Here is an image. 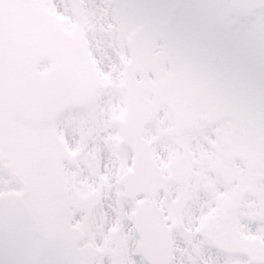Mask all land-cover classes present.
<instances>
[{
	"label": "rangeland",
	"instance_id": "rangeland-1",
	"mask_svg": "<svg viewBox=\"0 0 264 264\" xmlns=\"http://www.w3.org/2000/svg\"><path fill=\"white\" fill-rule=\"evenodd\" d=\"M251 1L80 0L75 15L71 0H0V154L31 183L25 163L29 169L35 145L58 155L70 193L55 202L43 190L37 212L43 225L63 222L79 231L61 226L39 232L35 225L30 231L18 201L9 202L14 209L8 212L0 203V213L19 223L13 231L20 234L11 250L0 252V264H20L25 255L34 262L46 256L45 264H70L68 256L74 264H147L133 212L151 197L127 198L119 183L132 159L119 132L121 75L130 53L133 86H143L149 97L164 96L144 136L164 175H171L167 195H155L176 224L170 264H264V143L230 119L206 124L199 118L191 125L190 110L179 100L180 87L197 80L200 61L214 54L259 98L256 111L264 114V19ZM207 3L219 7H201ZM49 46L54 55H46ZM53 67L70 74L74 87L43 122L22 107L18 83ZM203 191L209 195L202 201ZM108 215L111 228L105 227Z\"/></svg>",
	"mask_w": 264,
	"mask_h": 264
},
{
	"label": "water",
	"instance_id": "water-1",
	"mask_svg": "<svg viewBox=\"0 0 264 264\" xmlns=\"http://www.w3.org/2000/svg\"><path fill=\"white\" fill-rule=\"evenodd\" d=\"M214 84L205 85L200 87L196 91L195 100L200 106L204 105L211 113L219 109L216 103H211L212 95H222L228 102L227 111L236 117H244L249 122L253 129V132L262 135L264 129V122L254 115L250 114L251 109V98L246 95L239 93L235 88L232 90H225L221 88H213ZM69 89L68 80L60 73L48 72L41 75L32 76L29 79L22 82L20 85V92L23 98L25 107L34 115L45 118L49 115L52 107L58 99H60ZM206 95V96H205ZM221 104L226 103L224 100L217 99ZM130 112L127 116L131 133L127 134V137L131 139L133 147L136 149V160L139 163L135 170V173L130 176H126L125 181L129 182V188L127 191L134 194L140 190H148L149 186L145 185L152 178L154 161L151 158L148 144H145L138 138V133L134 134L133 129L135 128V121L131 116ZM222 111H219L220 113ZM52 166V165H51ZM54 167V166H52ZM54 171V170H52ZM157 187V185L155 186ZM50 189V186H48ZM143 224V223H142ZM168 260V248L166 252ZM165 262V263H166Z\"/></svg>",
	"mask_w": 264,
	"mask_h": 264
},
{
	"label": "flooded vegetation",
	"instance_id": "flooded-vegetation-1",
	"mask_svg": "<svg viewBox=\"0 0 264 264\" xmlns=\"http://www.w3.org/2000/svg\"><path fill=\"white\" fill-rule=\"evenodd\" d=\"M220 66H223V63L222 62L220 63ZM205 71H206V74L200 76L201 78H204L207 75L213 76L215 73H218L219 72L218 66L215 63L211 64L210 68L206 69ZM225 77H226V79L230 80L228 73H226ZM236 83L238 85H241L242 84L241 81H237Z\"/></svg>",
	"mask_w": 264,
	"mask_h": 264
},
{
	"label": "bare ground",
	"instance_id": "bare-ground-1",
	"mask_svg": "<svg viewBox=\"0 0 264 264\" xmlns=\"http://www.w3.org/2000/svg\"><path fill=\"white\" fill-rule=\"evenodd\" d=\"M262 131L264 132V129H262ZM108 165H109V162H106V167H108ZM201 195H202V201H203V199H205L209 194L208 193H205V191H203L201 193ZM110 203H111V200H110ZM107 210H108V208H107ZM113 226H114L113 219L108 215L107 216V219H106L105 227L106 228H111Z\"/></svg>",
	"mask_w": 264,
	"mask_h": 264
},
{
	"label": "clouds",
	"instance_id": "clouds-1",
	"mask_svg": "<svg viewBox=\"0 0 264 264\" xmlns=\"http://www.w3.org/2000/svg\"><path fill=\"white\" fill-rule=\"evenodd\" d=\"M46 259V256H42L40 261L34 262L28 255H25V257L21 260L20 264H45Z\"/></svg>",
	"mask_w": 264,
	"mask_h": 264
},
{
	"label": "snow or ice",
	"instance_id": "snow-or-ice-1",
	"mask_svg": "<svg viewBox=\"0 0 264 264\" xmlns=\"http://www.w3.org/2000/svg\"><path fill=\"white\" fill-rule=\"evenodd\" d=\"M201 7L205 8V9H213V8L219 7V5L214 4V3H207V4L201 5Z\"/></svg>",
	"mask_w": 264,
	"mask_h": 264
}]
</instances>
